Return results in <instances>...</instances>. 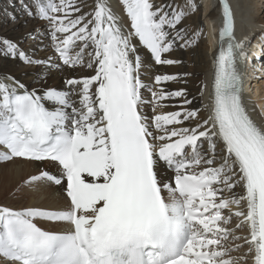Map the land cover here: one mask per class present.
Instances as JSON below:
<instances>
[{"label": "snow or ice", "instance_id": "obj_1", "mask_svg": "<svg viewBox=\"0 0 264 264\" xmlns=\"http://www.w3.org/2000/svg\"><path fill=\"white\" fill-rule=\"evenodd\" d=\"M242 6L252 7L236 0ZM217 8L210 91L195 107L186 87H165L192 73L146 84L143 72L183 64L166 55L177 45L198 46L202 29L184 25L196 0L22 3L45 26L28 36H46L40 50L51 54L34 58L0 36V57L44 69L31 88L0 74V165H44L9 195L64 203L0 204L3 264H264V97L249 107L242 72L264 54V25L260 52L248 56L231 0ZM65 69L63 88L47 86ZM207 89L201 81V98Z\"/></svg>", "mask_w": 264, "mask_h": 264}, {"label": "bare ground", "instance_id": "obj_2", "mask_svg": "<svg viewBox=\"0 0 264 264\" xmlns=\"http://www.w3.org/2000/svg\"><path fill=\"white\" fill-rule=\"evenodd\" d=\"M7 1L10 2V0ZM29 1L30 0H26L24 2L29 3ZM88 2L91 3L92 0H88ZM157 2L167 3L168 0H157ZM175 2L181 4L184 2V0H175ZM196 2L198 3L199 8L204 3L202 6V15L200 14L199 9L197 13L192 15L190 18L185 19L184 25H187L189 28L199 27L202 29L203 35L199 39L198 46L191 50H185L180 49L177 45V47L173 50L172 53L166 55L167 58L182 60L183 64L172 66H153L143 72V79L146 84H151L152 77H154L155 74H177L185 72L192 73L191 76L187 77V84L181 82H169L165 87L168 91H173L181 87H186L189 93V98L191 99L192 97H196L193 106L199 107L203 102H206L208 91H210L211 80L213 75V64L211 62V59L214 54V50L216 49V47H218V39L214 31L215 26L213 25V22L214 19L216 21L217 19L220 21L222 20L219 10L217 8L218 0H196ZM231 2L233 4V8L236 14V37L238 36V40H245L247 46L248 44L245 37L248 38L250 34L254 33V38L256 39V36L261 34V25H264V21L258 19L262 15V11H260L259 4H264V0H262V2L261 0H250V3L252 5L251 9H248L247 7L243 6L237 8L236 0H231ZM248 2L249 0H241L242 5L247 4ZM253 2L260 3L255 5ZM9 11L10 13H12V9L10 7L8 8L7 4H4L2 0H0V22H2V24L6 22L5 18H8L6 12ZM117 11L119 12V9H117ZM249 16H251L252 18L251 22H249ZM23 17L24 16H22V18ZM29 20L30 21H24L27 25L30 24L29 26H27L25 32H28L31 27L39 28L40 23H42L41 21L35 19ZM24 22L21 21L17 25L13 22L12 24H10V26H18L19 24H23ZM4 27H7L6 24H4ZM14 28H0V36L7 37L16 42L20 38V35L23 33V31H20V29H18L17 31L20 32H16ZM44 30L45 28L41 30V32H44ZM242 35L244 37H242ZM39 37L40 41L38 42V45L41 41H43L44 44L49 43V40L46 36ZM37 50V55H35L34 58H46L48 55L51 54L50 50L41 51L40 45L37 47ZM32 67L25 66L19 61H13L11 59L0 57V74L11 73L21 82L25 83L29 88L35 85L37 74L44 71V69L41 67ZM68 75L69 72L67 69H65L63 72L51 71L47 77V86L56 87L58 89L63 88V78ZM261 75H259L258 77H254V79H252V85L249 83L245 88V99L250 100L252 102L249 107L254 104L261 103V98L264 97V76L260 78ZM30 80H32V84H30ZM201 81H205L209 84V89L205 91V95L203 98H201L198 94V85ZM252 91L254 92V94L252 93ZM144 95L147 99H151L147 91L144 92ZM165 103L169 105L173 104V102ZM173 110L176 109L172 106L156 109L157 112ZM145 111L147 112V114L151 115L152 107H147ZM5 165L7 166V169L2 171V177L8 189L2 198L0 196V204H8L13 207H19L22 204H31L34 206L45 207L49 209H59L63 207L64 202L56 197L41 200L38 194H28L27 192H25L19 199L13 198L9 195V193L12 192V190L15 188V186L21 179L26 178L28 174L34 173L36 168L44 167V165L26 164L21 168L17 165L4 164L0 165V167H3ZM38 224L43 228H52L53 230H55L54 226L49 225L43 221H39ZM233 255H240V253H233Z\"/></svg>", "mask_w": 264, "mask_h": 264}, {"label": "rangeland", "instance_id": "obj_3", "mask_svg": "<svg viewBox=\"0 0 264 264\" xmlns=\"http://www.w3.org/2000/svg\"><path fill=\"white\" fill-rule=\"evenodd\" d=\"M24 1H26V0H10V2H8L7 0H2V2L4 4H7L8 8L10 7L12 9L11 12L13 14L10 13V11L6 12V15L8 16V18H5V20H6L5 23L2 24V22H0V28H2V29L3 28L4 29H13L15 27L14 30L16 32L23 31V33L20 35V38L16 42L19 44V46L21 48H23L26 51H28L30 55L35 56V55H37V51H38L37 47L40 45V44L38 45V42L40 41V37L37 36L36 39L33 40V39H31L28 36V34L29 33H36L37 29H39V31L41 32V30H43L45 28V26H44V23L42 22V23H40L39 28L31 27L28 32H25V30L27 29V26H29L30 24L27 25L26 22H24V21H26V20L30 21V20L28 19L27 15L24 14V12L22 10V3H26ZM261 2H262V0H261ZM29 3H30V1H29ZM253 3L256 5V4L260 3V2H258V3L257 2H253ZM203 4L199 8L201 15H202V11H203L202 10ZM259 7H260V11H262V15L258 19L264 21V16H263L264 15V4H259ZM253 13H254V11H253ZM13 16L15 17V20L11 19V17H13ZM22 16H24V17L22 18ZM21 21L24 22V23L23 24H19L18 26H16ZM13 22L16 23V25H11L10 26V24H12ZM4 24H6V26H7L6 28L4 27ZM204 25H205V23H204ZM18 29H20V31H17ZM248 38L250 39L251 43H257V39L261 38V34L257 35L256 39L254 38V33L250 34ZM252 39H253V41H252ZM32 69H33V67H32ZM262 76H264V75L262 74L260 76V78ZM32 83H33L32 80H30V84H32ZM252 93L254 94L253 91H252ZM5 169H7L6 165L3 166V167H0V196H1V198L5 195V193H6L7 189H8V187L4 183V180H3V177H2V171L5 170Z\"/></svg>", "mask_w": 264, "mask_h": 264}]
</instances>
